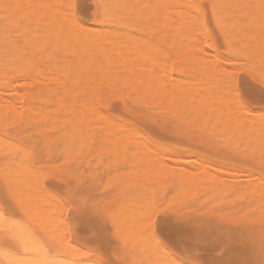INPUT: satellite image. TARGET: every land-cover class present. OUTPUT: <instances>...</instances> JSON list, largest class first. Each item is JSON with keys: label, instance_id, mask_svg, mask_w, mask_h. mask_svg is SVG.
Instances as JSON below:
<instances>
[{"label": "rangeland", "instance_id": "obj_1", "mask_svg": "<svg viewBox=\"0 0 264 264\" xmlns=\"http://www.w3.org/2000/svg\"><path fill=\"white\" fill-rule=\"evenodd\" d=\"M99 1L0 0V197L10 196L20 204L41 234L62 245H70L59 257L68 262L181 264L183 260H190L198 264H259L264 257V138L259 135L262 133L257 123L264 124V107L244 104L239 99L242 92L238 89L241 77L257 88L264 87V43L261 45L264 31L259 30L264 24L261 20L257 22L262 17L264 23V11H261L264 0L263 3L240 0L246 5L240 9L242 11L228 13L232 15L230 23L236 27V31L229 34L230 39L222 36L217 15L213 13L212 17V0H184L185 5H178L180 0L169 3L167 0H105L125 8L120 10L118 6V15L113 9L114 14H109L113 20L104 24L99 23ZM171 3L179 9L176 7L173 11ZM254 4L261 8L256 9ZM161 5L173 10L167 11L166 6V12H161L164 8ZM139 7L147 15L141 13ZM187 13L196 18H193L196 23L191 19L193 25L188 23L191 21L186 20ZM136 14L141 18L137 19ZM184 15L186 21H180L196 27L197 30H192L199 38L191 34V29L188 35L177 32L175 25L181 28V22H173ZM115 18L118 24L114 23ZM79 22L89 27L87 31L79 32L76 27ZM250 22H256L255 26ZM124 25L127 26L122 28ZM93 28L96 29L91 33ZM94 32L102 34L97 36ZM122 33H127L129 38ZM94 35L107 37L108 44L110 38L109 50L108 44L103 45L106 49L102 47L105 41L102 37L89 40L94 39ZM241 35L245 37L244 45L238 46ZM130 38L137 42L138 45L133 44L138 49L144 44L141 48L145 49L138 51L139 54L145 50L151 58L150 62L141 58L143 52L133 57L144 59V63L138 62L143 64L142 69L148 67L144 64L152 62L151 74L146 72L148 68L141 69V83L137 79L140 77H136L140 70L136 69L137 62L130 53L134 55L137 50L131 47ZM80 39H86L88 44ZM125 39L128 42L124 43ZM76 40L79 41L77 47L85 50L88 45L89 49L76 50ZM96 40L101 43L96 45L107 50L108 53H103L108 56L102 55V49L100 55H95ZM117 40L121 47L123 44H128L123 46L127 50L131 47L128 54L123 48L120 50L126 55L121 54ZM140 40L143 44L138 42ZM253 40L256 42H251ZM90 42L94 47L90 48ZM148 42L155 43L148 45ZM155 45L160 47L155 49ZM148 47L157 50V54ZM232 47L237 50L236 54L232 53L235 52ZM88 51L91 52L89 59ZM256 53L261 57L253 55ZM153 54L161 60L154 61ZM127 56L133 60L130 64L125 60L129 59ZM248 58L255 61H246ZM80 67H86L89 73ZM81 70V88L76 85L71 88L79 93L74 92L76 96H73L69 89L71 95H61V87L67 83L65 76L68 79L76 71L80 77ZM134 72L138 81L133 79ZM144 73L150 74L151 79ZM214 75L219 79L216 84L220 87H216L220 92L215 86L210 87V80L215 84ZM89 76L92 81L85 83ZM197 78L203 79L201 84L210 81L211 84H207L211 90L206 84L205 88L199 85V79L195 82ZM149 83L152 84L150 89ZM147 85L151 91L145 90ZM191 87L193 89H189ZM57 88L60 93L56 94L63 96L62 100L54 96ZM194 91L198 96L204 91L200 98L208 99L200 100V106L204 101L210 103L211 94L225 101L228 96L229 102L220 103H224L223 108L227 106L229 115L224 109H217L221 114L218 118L214 117L218 111L208 112L209 105L217 108L214 99L219 100L215 96L210 98L214 102L205 104L208 113L205 106L200 109ZM183 93L187 99L184 95L180 97ZM54 97L60 102L59 110L56 109L59 108L57 99L52 100ZM70 98L75 100L74 105L71 102V107L76 108L74 113L66 109ZM217 106L219 108V103ZM240 106L249 108V114H242ZM33 112L39 115L36 113L34 117ZM99 115L104 120H98ZM30 116L34 120L32 117L30 120ZM67 116L72 118L69 120ZM64 119L69 120L68 124L62 121ZM118 123L123 125L118 127ZM63 130H66L65 136L61 133ZM110 134L115 137L109 138ZM72 200L76 203H71ZM77 203L81 208H77Z\"/></svg>", "mask_w": 264, "mask_h": 264}, {"label": "bare ground", "instance_id": "obj_2", "mask_svg": "<svg viewBox=\"0 0 264 264\" xmlns=\"http://www.w3.org/2000/svg\"><path fill=\"white\" fill-rule=\"evenodd\" d=\"M159 1H162V0H158V2H159ZM167 1H168V3L170 2V0H167ZM167 1H166V2H167ZM175 1H176V0H175ZM175 1H173V2H175ZM182 1H183V3H180L181 0L178 2L179 4L176 3L177 1H176L175 3L178 4V5H180V4H181V5H182V4L185 5L184 0H182ZM188 1H189V0H188ZM248 1L252 2V0H248ZM253 1H254V0H253ZM256 1H257V0H255L254 2L256 3ZM258 1H259V0H258ZM99 2H100V5H101V6H100V7H101V8H100V9H101V10H100V11H101V12H100L101 16H100V19H99V20H100L99 23H102V24H104L103 22H108L107 20L110 19V18H109V14L112 13L113 9H114V13L117 14V7L120 6V10H122V8L124 7V6H121V5H117L114 1L106 2L105 0H100ZM163 2H165V1L163 0ZM171 2H172V0H171ZM185 2H186V0H185ZM189 2H190V1H189ZM245 2H247V1H245ZM259 2L261 3L262 0L259 1ZM259 2H258V3H259ZM175 3H173V5H172V3H171V5H172V7H173L174 10L171 9L170 7H168V6H167L168 4L165 3V4H167V5H166V6H167V11H169V10H171V11H172V10L175 11V8H176V7L179 9L178 5L176 6ZM187 3H188V2H187ZM210 3H211V2H210ZM212 3H213V4H212ZM212 3H211L212 6L210 5V7H212V10H211V8H210V10L213 11V12H211L212 14L214 13V14L217 15V19H216V21H217V23H218L217 25H218V27H220V28L222 29V31H223V33H224V35H225V36H224V35H222V36H223L224 38H226V39H230V38H228V36H229V34H231V32H232L233 30L236 29V27L234 28V24L230 23V20H229L230 17H229V16H230L231 14L228 15V13H229V12H234V13L236 14V12H238V11H242V10H240V9H241L242 7H244L243 5H245V4H242L240 0H212ZM243 3H244V2H243ZM262 3H263V2H262ZM162 4H164V3H162ZM174 4H175V6H174ZM190 4H191V3H188V5H190ZM186 5H187V4H186ZM254 5H255V4H254ZM149 6L151 7V5H149ZM157 6H160V5H157ZM166 6H165V5H164V6L161 5V7H164L163 10H162L161 12H163V11L165 10ZM245 6H246V5H245ZM256 6H257V4L255 5V8H256ZM258 6H259V4H258ZM142 7H143V6H142ZM142 7H141V8L139 7V8L141 9V13L144 14L145 12H142V10H143ZM144 7H145V9H146V6H144ZM144 7H143V8H144ZM161 7H160V8H161ZM252 7H253V6H252ZM262 7H264V3H263V6H262ZM124 8H125V7H124ZM157 8L159 9V7H157ZM157 8H155V9H157ZM257 8L260 9V8H261V5H260L259 7H257ZM257 8H256V9H257ZM161 9H162V8H161ZM178 9H177V10H178ZM115 10H116V11H115ZM130 10H131V9H130ZM130 10H129V11H130ZM132 10H134V9H132ZM136 10H139V9H136ZM177 10H176V11H177ZM197 10L199 11V9H197ZM197 10H196V11H197ZM252 10H255V9H252ZM155 11H158V10H155ZM257 11H258V10H257ZM261 11H264V10H261ZM138 12H140V10H139ZM150 12H151V11H150ZM161 12H158V13L161 14ZM165 12H166V10H165ZM244 12L246 13V11H244ZM249 12H250V10H249ZM249 12H248V14H249ZM114 13H112V14H114ZM155 13H156V12H155ZM158 13H157V15H158ZM234 13H233V14H234ZM238 13H240V12H238ZM242 13H243V12H242ZM254 13H255V11H254ZM256 13H257V12H256ZM262 13H263V12H262ZM128 14H130V13H128ZM145 14H146V13H145ZM214 14L212 15V17H214ZM221 14H224V15L222 16ZM243 14H244V13H243ZM117 15H118V14H117ZM137 15H138V14H136V16H137ZM146 15H147V14H146ZM151 15H152V12H151ZM155 15H156V14H155ZM162 15L165 17V13H162ZM187 15L190 16V17L187 16V18H188V19L186 18L187 21H189V20L191 19V20H193V21L195 22V19H196L195 17H193V18H195V19H193V18L191 17V14H190V13H187ZM219 15H220V16H219ZM256 15H257V14H256ZM136 16H135V17H136ZM139 16H140V15H139ZM139 16H137V19H138V18H139V19L141 18V17H139ZM141 16H142V15H141ZM148 16H149V15H148ZM163 16H162V18H163ZM233 16H234V15H233ZM243 16H244V15H243ZM248 16H249V15H248ZM250 16H251V15H250ZM250 16H249V17H250ZM258 16H259V14H258ZM263 16H264V14H263ZM126 17H127V16H126ZM130 17H131V16H130ZM135 17H134V19H135ZM185 17H186V15H184V17L182 16V18H181V16H180V19L178 18V21H174V22L172 21V22H173L174 24H175L176 22H177V24H179L182 20H185V19H184ZM215 17H216V16H215ZM244 17H247V16H244ZM252 17H255V16H252ZM132 18H133V17H132ZM153 18L155 19V17H153ZM158 18H159V17H157V19H158ZM162 18H161V20H162ZM231 18H232V15H231ZM148 19H150V17H149V18H146V19H144V20H148ZM154 19H153V20H154ZM159 19H160V18H159ZM247 19H248V18H247ZM254 19L257 20L258 17H257V18H253V20H254ZM110 20H113V19L111 18ZM119 20H120V19H119ZM161 20H158V21L161 22ZM163 20H164V19H163ZM176 20H177V19H176ZM180 20H181V21H180ZM186 20H185V21H186ZM191 20H190V21H191ZM248 20H249V19H248ZM253 20H252V21H253ZM260 20H261L262 24H264L263 21H262V20H263L262 17H261V19H258L257 22L260 21ZM136 21H137V20H136ZM138 21H140V20H138ZM151 21H152V19H151ZM151 21H146V22L144 21V23H147V22L149 23V22H151ZM158 21H157V22H158ZM165 21H166V19H165ZM179 21H180V22H179ZM214 21H215V20L213 19V22H214ZM250 21H251V20H250ZM116 22H117V19L115 18V19H114V23L116 24ZM141 22H142V21H141ZM157 22H156L155 24H157ZM183 22H184V21H183ZM199 22H201V21H199ZM199 22H198V23H199ZM231 22H232V21H231ZM233 22H234V21H233ZM236 22H237V21H235V23H236ZM79 23H80V22H79ZM129 23H130V22H129ZM144 23H142V24H144ZM162 23H163V22H162ZM188 23H189V24H192V21H191V22H188ZM188 23H187V24H188ZM195 23H196V22H195ZM198 23H197V24H198ZM202 23H203V21H202ZM202 23H201V25H202ZM214 23H215V22H214ZM239 23H240V22H239ZM239 23H238V24H239ZM248 23H249V22H248ZM250 23H251V25L254 24V26H255V23H256V22H255V23L250 22ZM258 23H259V22H258ZM112 24H113V23H112ZM117 24H118V22H117ZM153 24H154V23H153ZM153 24H152V26L154 27L155 24H154V25H153ZM187 24L185 23V25H184V24L181 22V25H182L181 28H179V25H178V26L175 25V28L177 27L176 29H178L177 32H179V34H180V33H183L184 35H188V34L190 33V29H191V31H193L192 29H194V28L196 29V27H194V26L191 27L193 24H192L191 26H190V25H187ZM131 25H132V24H131ZM131 25H129V26H131ZM133 25L136 26L137 24L135 25V23H134ZM159 25H160V24H159ZM163 25H164V23H163ZM165 25H166V24H165ZM165 25H164V26H165ZM186 25H187L188 27H189V26H190V27L188 28ZM195 25H196V24H195ZM215 25H216V24H215ZM242 25H243V24H242ZM259 25H260V24H259ZM259 25H258V27H259ZM112 26L115 27L114 24H113ZM126 26H127V25H126ZM126 26L124 25V27H122V28H125ZM137 26H139V25H137ZM140 26H141V25H140ZM143 26H144V25H143ZM197 26H198V25H197ZM262 26H263V27H261V25H260L259 30L263 28V31H264V25H262ZM76 27H78L77 29H79V32H80V31H83V32H84V31H87V29L89 28V27L84 26V25L81 24V23H80V24L77 23V24H76ZM149 27H150V25H149ZM160 27H161V26H160ZM200 27H201V26H200ZM249 27H250V26L248 25L247 28H249ZM252 27H253V25H252ZM252 27H251V28H252ZM112 28H113V27H112ZM115 28H116V27H115ZM139 28H140V27H139ZM141 28H142V26H141ZM144 28H145V27H144ZM94 29H96V28H93L92 31H90V32L93 33V30H94ZM102 29H103V28H101L100 31H101V32H104ZM126 29H127V28H126ZM126 29H124V30H126ZM204 29H205V27H204ZM249 29H250V28H249ZM90 30H91V29H90ZM196 30H197V29H196ZM218 30H220V29H218ZM88 31H89V30H88ZM220 31H221V30H220ZM235 31H236V30H235ZM253 31H254V30H253ZM90 32H89V34L91 35ZM97 32H98V31H97ZM97 32H96V33H97ZM101 32L98 33V34H95V32H94V34L98 36L99 34H102ZM105 32H106V30H105ZM109 32H110V31L107 30L106 33H109ZM122 32H123V30H122ZM159 32H160V31H159ZM175 32H176V30H175ZM247 32H248V31H247ZM87 33H88V32H87ZM111 33H112V32H111ZM221 33H222V32H221ZM242 33H243V32H242ZM242 33H241V34H242ZM252 33H253V32H252ZM255 33H256V32H255ZM70 34H71V33H70ZM70 34H68V35L70 36ZM109 34H110V33H109ZM122 34H123V37H124V35H126L127 33H125V34L122 33ZM176 34H177V33H176ZM191 34L194 35V31L191 32ZM232 34H234V33H232ZM243 34H244V33H243ZM95 35H94V37H93L94 39H89L88 37H87V38H88L89 40L92 41V40H95V39L100 38V37H102V39H103V36H104V37L106 36V35H104V33H103V36H102V35L99 36V37L96 36V37H97V38H96ZM111 35H112V34H111ZM160 35H162L163 37H165V36H164L163 34H161V33H160ZM195 35H196V31H195ZM195 35H194V36H195ZM238 35H239V34H238ZM249 35H250V34H249ZM261 35H262V34H261ZM92 36H93V35H92ZM126 36H128V35H126ZM190 36H192V35H190ZM197 36L200 37V35H197ZM239 36H240V35H239ZM241 36H242V37H240V38H241L240 40L237 38V40H239V42H238L239 45H238V46H242V45H244V44H243V41H244V38H245V37H244V35H241ZM250 36H251V35H250ZM257 36H258V35H257ZM257 36H256V37H257ZM110 37H111V36H110ZM130 37H131V38L133 37V40H136V38H135L134 36H130ZM140 37H141V36H140ZM159 37H161V36H159ZM159 37H158V38H159ZM195 37H196V36H195ZM199 37H196V39L199 38ZM232 37H235V36L232 35ZM232 37H231V38H232ZM253 37H254V36H253ZM82 38H85V37H82ZM87 38H86V39H87ZM111 38H112V37H111ZM125 38H126V37H125ZM128 38H129V36H128ZM128 38H127V39H128ZM131 38H130V41H131ZM224 38H223V39H224ZM249 38H250V37H249ZM251 38H252V37H251ZM254 38H255V37H254ZM259 38H260V37H259ZM70 39H72L71 36H70ZM86 39H85V40L80 39V40L83 41V43L88 44V43L86 42V41H87ZM102 39H99V41H100V40L102 41ZM106 39H107V37H106ZM106 39H103V40H105V41L102 43V47H103L104 44H106V45L108 44V42H107ZM127 39H125L124 43L127 41ZM138 39H139V36H138ZM138 39H137V40H138ZM161 39H162V38H161ZM226 39H225V40H226ZM72 40H73V39H72ZM89 40H88V41H89ZM109 40H110V42H111V39H110V38H109ZM119 40H120V39H119ZM163 40H164V39H163ZM99 41H97V40L94 41V42H97V43H94V44H95V45L98 44ZM101 41H100V42H101ZM130 41H129V42H130ZM165 41H166V38H165ZM231 41H232V40H231ZM235 41H236V40H234L233 43H235ZM246 41H248V40H246ZM74 42H75V41H74ZM77 42H79V41L76 40L75 45H76ZM105 42H106V43H105ZM110 42H109V44H110ZM127 42H128V41H127ZM133 42H134V41H131V42H130L132 48L136 47L135 44L137 43V42H136V43L134 42L135 44H133ZM138 42L140 43V42H142V40H140V41H138ZM152 42H153V41H152ZM152 42H150V43H151V44H154V43L156 42V40H155L154 43H152ZM161 42H162V41H161ZM163 42H164V41H163ZM163 42H162V43H163ZM167 42H168V41H167ZM224 42H225V41H224ZM251 42H256V40H253V41H251ZM83 43H80V44L82 45ZM90 43H91V42H90ZM112 43H113V42H112ZM119 43H120V41L118 42V40H117V44H116V45H118ZM150 43L148 42L147 44L149 45ZM236 43H237V42H236ZM263 43H264V41H262V39H261V45H263ZM94 44H93V42H92V43L90 44V46H91L90 48L94 47V46H93ZM99 44H101V43H99ZM109 44H108V46H109ZM121 44H122V42H121ZM141 44H143V42H142ZM230 44H231V43H230ZM255 44H256V43H255ZM258 44H259V43H258ZM78 45H79V43L75 46V48H76ZM106 45H105V47H103V48L106 49V48H107ZM126 45H128V44H123V46H126ZM136 45H138V44H136ZM143 45H144V44H143ZM143 45H141V46L139 47V49H138V47H136L137 49L135 48V50H137V53H136L135 50L132 49L133 51H135V52H134V55L132 54V52H130V49H131L130 46H128V48H129L128 50L125 49L123 46L121 47V45H118V47H120V48H119V51L121 52L122 55H124L125 52H126V54H128V52H130L131 55H132L131 57H132L133 60L135 59V58H133V57L139 56V55L142 54V52H143V54H142L140 57H141V58H145L146 60H148V61L150 62V59H151V58H148V57H149V56H148L149 54H148L145 50H144V51H145L146 53H144V51H142V52L139 54V52H138V51H141V50L145 49V47L141 48ZM148 45H147V46H148ZM167 45H168V44H167ZM84 46H85V45H84ZM84 46H83V47H84ZM86 46L88 47V45H86ZM99 46H100V45H99ZM99 46L96 45L95 48H94V49H97V48H98V49H97V52H95V55H96V54L100 55V52H101L100 49H102V47L100 48ZM153 46H154V45H153ZM164 46H165V45H164ZM245 46H246V44H245ZM256 46H257V45H256ZM263 46H264V45H263ZM80 47L82 48V46H79V47H77V48H79V49L76 48V50H79L80 52H83V51H85L86 48H87V47H86V48H84L85 50H83V48L80 49ZM149 47H150V46H149ZM149 47H148V48H149ZM156 47H160V46L155 45L154 48L156 49ZM228 47L230 48V45H229ZM261 47H262V46H261ZM261 47H260V48H261ZM109 48H110V46L108 47V50H109ZM121 48H123V50L125 49V50H127V51L124 52V51L120 50ZM126 48H127V47H126ZM140 48H141V49H140ZM161 48H162V47H161ZM233 48H234V47H232V49H233ZM241 48H242V47H241ZM87 49H89V48H87ZM155 49H153V50H155ZM232 49H230V50H232ZM244 49H245V48H244ZM250 49H251V48H249V50H250ZM253 49H254V48H253ZM253 49H252V50H253ZM256 49H258V48H256ZM81 50H82V51H81ZM99 50H100V51H99ZM149 50H150V52L153 51V50H151L150 48H149ZM158 50H159V48H158ZM230 50H229V51H230ZM233 50H235V52H232V53H235V54H236V51H237V50H236V49H233ZM241 50H242V49H241ZM246 50H247V49H246ZM260 50H261V49H259V51H260ZM94 51H95V50H94ZM119 51H118V52H119ZM147 51H148V49H147ZM156 51H157V50H155V52H156ZM247 51H248V50H247ZM103 52H104V53H105V52L108 53L107 50H104V51H103V49H102V52H101V53H102V55H103L104 57H105V56H108V55L104 54ZM122 52H124V54H123ZM148 52H149V51H148ZM155 52H154V54H155ZM87 53H88L87 57H88V59H89V56H90L89 53L91 54V52L88 51ZM87 53H86V54H87ZM130 53H129V54H130ZM242 53H245V52L243 51ZM249 53H251V52H249ZM252 53H253V52H252ZM263 53H264V52H263ZM119 54H120V53H119ZM126 54H125V55H126ZM135 54H136V55H135ZM138 54H139V55H138ZM144 54H145V55H144ZM146 54H147V55H146ZM150 54H152V53H150ZM154 54H153V57L150 56V57L154 58V59H153L154 61H155V60H156V61L161 60V59L158 60V59H157V56L154 57ZM156 54H157V52H156ZM246 54H247V52H246ZM122 55H121V56H122ZM143 55H144L145 57H142ZM253 55H257V57L259 56L257 53H256V54H253ZM129 56H130V55H129ZM129 56H127V57L129 58ZM245 56H246V55H245ZM245 56H244V57H245ZM250 56H252V55H250ZM250 56H249V58H250ZM100 57H101V56H100ZM104 57H103V59H105ZM124 57H125V56H123V58H124ZM140 57H138V60H139ZM259 57H261V56H259ZM147 58H148V59H147ZM249 58H248V60H246V61H249ZM90 59H91V58H90ZM100 59H102V57H101ZM243 59H244V58H243ZM246 59H247V58H246ZM251 59H252V57H251ZM258 59H259V58H258ZM261 59H262V58H261ZM125 60H127V62H128L129 64L133 61V60H131L130 58H129V59H126V58H125ZM128 60H129V61H128ZM135 60H136L135 62H137V63L140 62V61H141V63H142V61H143L144 59H143V60L140 59V60L138 61L137 58H136ZM153 60H152V61H153ZM244 60H245V59H244ZM99 61H100V60H99ZM252 61H255V59L252 60ZM252 61H249V62L252 63ZM135 62H134L133 64H135ZM149 62H147V64H144V65H148V67L146 66L148 69L144 66L148 71H146V69H142V68H143V67H142L143 64L140 63L141 66H140L139 63H138V64H137V63L135 64V65H136V69H138V70H140V71L136 70V72H137V71L139 72L138 75H137L136 72H134L135 75L133 74V79H134V78L136 79V77H140V78H137V79H139V81H138L137 79H136V80H137L138 82L141 83V78H142L141 72H143L142 70H145L147 73L149 72V73L151 74V71H152V70H151L150 68H152V67H149V66L152 65V62H151V63H149ZM143 63H144V61H143ZM153 63H154V62H153ZM160 63L163 64L162 62H159V64H160ZM256 63L258 64V62H256ZM261 63H262V62H259L260 65H261ZM67 64H69V63H66V65H67ZM133 64H131V65H133ZM150 64H151V65H150ZM161 64H160V65H161ZM259 64H258V65H259ZM137 65H139L138 68H137ZM164 65L166 66L165 63H164L162 66H164ZM167 66H168V65H167ZM65 67H66V66H65ZM80 68H82V70H85V69L87 70L86 67H85V69H83V67H80ZM80 68H77V69H75V70H76V71L78 70L77 72H79ZM260 68H261V67H260ZM260 68H259V69H260ZM141 69H142V70H141ZM149 69H150V70H149ZM199 69H200V68H199ZM199 69H198V71H199ZM82 70H81V72H80V77L78 76L79 74H77L76 71H75V72H72L73 70L71 71V72L73 73V75L70 74V76L67 77L68 79H66V76H65L64 79L67 80V83H66L64 86H62L64 83H62L61 85H60V84L58 85V87H61V86H62L61 89H63V90H60V91L62 92L61 95H63V94H65V95H69L70 93L68 94V92H70L69 89L71 90L72 85H74V87H76V86L79 87V86H80V88H81V85H80V84H82L81 82H82V79H83V78H82V79H80V78H81V76H82ZM86 70H85V71H86ZM201 70H202V69H201ZM203 70H204V69H203ZM203 70H202V71H203ZM202 71H201L200 74L203 73ZM68 72H69V71H68ZM68 72H67V76L69 75ZM71 72H70V73H71ZM146 72H145V73H146ZM175 72H177V71H175ZM74 73H75L76 76L74 75ZM84 73H85V72H84ZM86 73H89V71L87 70ZM145 73H144V76L146 75L147 78L149 77V78L151 79V76H149L150 74H145ZM214 73H215V72H214ZM217 73H218V72H217ZM218 74H219V73H218ZM86 75H87V74H86ZM89 75H90V74H89ZM136 75H137V76H136ZM195 75H196V74H195ZM210 75H211V73H210ZM216 75H217V74H216ZM261 75H262V74H261ZM135 76H136V77H135ZM144 76H143V77H144ZM202 76H203V75H202ZM259 76H260V75H259ZM86 77H87V76H85V79H84V80H86ZM198 77H199V76H198ZM217 77L219 78V75H218ZM263 77H264V76H262V78H263ZM144 78H145V77H144ZM147 78H146V79H147ZM200 78H202V77H200ZM207 78H208V77H207ZM212 78L215 80V84H214V81L210 80V81L212 82V86L209 85V84H211L210 81H206L207 79H204V80L206 81L205 84L208 85V87H207L208 90H211V89H209V86L212 87V89H213V86H215V89H217V91L220 92V91H219L220 88H218V87H220V86H219L220 84H219V83L216 84V82H218L219 79H218V80L215 79V75H214V77H212ZM220 78L223 79L222 77H220ZM262 78H261V80H262ZM64 79H63V80H64ZM150 79H148V80H150ZM198 79H199V78H197V79L195 80V82H197ZM259 79H260V78H259ZM65 80H64V81H65ZM90 80L92 81V79H91L90 76H89V78H87V81H85V83H86V82H89ZM143 80H145V79H143ZM199 80H200V79H199ZM202 80H203V79H202ZM202 80H200V82H198V83H199V85H203V87L205 88L206 85L203 84L204 82L201 84ZM208 80H209V79H208ZM216 80H217V81H216ZM261 80H260V81H261ZM91 81H90V82H91ZM137 81H136V82L134 81V82H135L134 84L138 83ZM62 82H63V81H62ZM132 82H133V80H132ZM142 82H143V81H142ZM150 82H151V81H150ZM193 82H194V80H193ZM195 82H194V85L196 84ZM83 83H84V82H83ZM198 83H197V85H198ZM207 83H209V84H207ZM189 84H190V83H189ZM191 84H192L191 86H194L193 83H191ZM75 85H76V86H75ZM84 85H85V84H84ZM84 85H82V86H84ZM149 85H150V87H149V89H150V88L152 87V84L149 83ZM149 85H147V87L145 88V90H147V91L149 90V89H148V86H149ZM216 85H218V87H216ZM188 86H190V85H188ZM78 87H77V88H78ZM85 87H86V85H85ZM85 87H83V88H84V91L86 92ZM91 87H92V86L90 85L89 89H90ZM194 87H195L196 89L198 88V87H196V85H195ZM77 88H75V89H77ZM57 89H58V88H57ZM59 89H60V88H59ZM59 89L56 90V92L54 91V92H55L54 96L57 95V97H59V100H60L61 97H63L64 95L60 97V96H58V94H56V93H60ZM86 89H88V87H87ZM89 89H88V91H89ZM189 89H193V88L191 87V88H189ZM189 89H184L183 91H185V90H189ZM73 90H74V89H73ZM73 90H71L72 93H74V92H75V93H76V92L79 93V91H73ZM77 90H78V89H77ZM79 90H80V89H79ZM199 90H200V89H199ZM204 90H205V89H204ZM206 90H207V89H206ZM206 90H205V91H206ZM208 90L206 91L207 93H208ZM88 91H87V92H88ZM140 91H141V90H140ZM149 91H151V90H149ZM183 91H182V92H183ZM54 92H53V93H54ZM82 92H83V91H82ZM82 92H80V93H82ZM85 92H83L82 94L84 95ZM142 92H143V91H142ZM182 92H180V93H182ZM185 92H186V91H185ZM185 92H184V93H185ZM188 92H189V91H187V93H185V94L188 95ZM190 92L192 93V91H190ZM195 92H197V91H194V93H195ZM202 92H204V91H201V94H199V96H198V93H195V97H196V94H197V96L200 98V97H201L200 95H202ZM206 92H205V93H206ZM212 92H213V91H212ZM212 92H211V93H212ZM75 93H74L73 96H76ZM77 93H76V94H77ZM140 93H141V92H140ZM143 93H144V92H143ZM143 93H142V94H143ZM184 93H183L182 95L179 94L180 97H182L183 95L185 96ZM199 93H200V91H199ZM50 94H51V93H50ZM88 94H89V93H88ZM150 94H151V93H149V94H147V95H150ZM159 94H160V93H159ZM208 94H210V91H209ZM214 94H215V93H214ZM52 95H53V94H51V96H52ZM70 95H71V94H70ZM143 95H145V94H143ZM193 95H194V94H193ZM193 95H192V96H193ZM49 96H50V95H49ZM141 96H142V95H140V97H141ZM189 96L191 97V94H189ZM208 96H209V95H208ZM213 96H215V95H213ZM213 96H212V94H211V96L209 97V100H210L209 102H210V103L214 102L212 99H210L211 97L214 98ZM47 97H48V95H47ZM57 97L52 98V100H54V99L56 100ZM64 97H65V96H64ZM87 97H88V95H87ZM90 97H91V96H90ZM90 97H88V98H90ZM180 97H179V98H180ZM190 97H188V98H189L188 100H191V101H192V100H193V97H192V99H190ZM198 97H197L196 99H198L199 102H198V100H197L196 104L203 102L204 99H205V101L208 100V99H206L207 97L205 98L204 96L202 97L203 100H201V98L199 99ZM215 97L217 98V100H219V101L217 102L216 99H214L215 102H216V103L214 102V104H216V107H217L216 109H214L215 106H214V107H213V106H210V105H209L210 103L207 104V103H205V101H204V104L202 103V106H200V104H198V105H199V108L201 109V108H204L203 106H205V107H206L205 111H206V110H207V106H206V105H209V106H208L209 111L207 110L208 112H210V111H212V110H213L212 112H214V111H218V114L215 112L217 115L214 114V115H216V116H214V117H216V118H218V115L220 114V113H219V110H221V109H224V111L227 112V114L229 115V112H230V111H229L228 108H226L227 106H226V107L224 106V108H223V107H222V103H223V102L220 103L221 101L224 100V98L221 99L222 97L217 96V94H216ZM227 97H228V96H227ZM227 97H226V101L224 100L225 102H229V101H230V99L228 100ZM67 98H68V97H66L65 100H66ZM71 98H72V99H75V98H73V97H71ZM71 98L69 99V101L71 100ZM185 98L187 99L186 96H185ZM218 98H220L221 100L218 99ZM90 99H91V98H90ZM61 100H62V99H61ZM200 100H201V102H200ZM227 100H228V101H227ZM57 101H58V99H57ZM73 101H75V100H73ZM73 101H72V100L70 101V106H69L68 103H67V105H68L69 107H66V109H68L69 112H70V110H72L71 113H74L75 110L73 111V109H76L75 107H74V108L71 107L72 104L74 105V102H73ZM179 101H181V100H179ZM191 101H188V102L191 103ZM211 101H212V102H211ZM51 102H52V101H50V103H51ZM54 102H55V101H54ZM63 102H64V101H63ZM65 102H66V101H65ZM71 102H73V103L71 104ZM89 102H90V101H89ZM133 102H134V101H133ZM135 102H137V100H136ZM188 102H186V104H187ZM193 102H194V101H193ZM52 103H53V102H52ZM55 103H56V102H55ZM61 103H62V102H61ZM91 103H92V102H91ZM91 103H90V105H93V104H91ZM95 103H96V102H95ZM183 103H184V102H182L181 104H183ZM218 103H219V108H218V106H217ZM231 103H232V102H231ZM63 104H64V103H63ZM63 104H62V105H63ZM188 104H189V103H188ZM192 104H193V103H192ZM205 104H206V105H205ZM223 104H224V103H223ZM64 105H65V104H64ZM189 105H190V104H189ZM189 105H186V107L189 106ZM198 105H197V106H198ZM229 105H230V104H229ZM241 105H244V104L241 103ZM53 106H54V105H52L51 107L53 108ZM93 106H94V105H93ZM180 106H181V105H180ZM183 106H184V105H182L181 107H183ZM194 106H195V105H194ZM220 106H221V108H220ZM230 106H231V105H230ZM58 107H59V108H56V107L54 106V110H55V108L58 109V110L60 109L61 105H60V102H59V101H58ZM181 107H180V108H181ZM192 107H193V106H192ZM212 107H213V108H212ZM240 107H242V106H240ZM49 108H50V107H49ZM52 108H50V110H52ZM69 108H71V109H69ZM197 108H198V107H197ZM47 109H48V108H46V110H47ZM64 109H65V108H64ZM211 109H212V110H211ZM217 109H219V110H217ZM225 109H226V110H225ZM227 109H228V110H227ZM240 109H241V108H240ZM248 109H249V108H247V107L244 106V107H242V110H240V111L242 112V114L246 115L247 111H249ZM50 110H49V111H50ZM54 110H52V111H54ZM196 110H197V109H196ZM202 110H203V109H202ZM37 111H40V110H37ZM49 111H47V112H49ZM56 111H57V110H56ZM62 111H64V110H63V107H62ZM203 111H204V110H203ZM203 111H202V112H203ZM207 111H206V112H207ZM65 112H66V111H65ZM69 112H68V113H69ZM198 112H200V111H198ZM202 112H201V113H202ZM208 112H207V113H208ZM220 112H221V111H220ZM225 112L223 113V110H222V113H223V114H225ZM33 113H35V112H33ZM33 113H32L31 115H33V116L35 115V116H36V113H37V112H36L35 114H33ZM40 113H41V112H40ZM49 113H50V112H49ZM68 113H67V114H68ZM71 113H70V114H71ZM203 113H204V112H203ZM37 114L39 115V112H38ZM45 114H46V113H45ZM45 114L43 113L42 115H45ZM67 114H66V115H67ZM211 114H212V113H211ZM247 114H249V112H248ZM42 115H41V116H42ZM51 115H52V114H51ZM73 115H74V114H73ZM73 115H70V116H72L73 119H74L75 117H74ZM220 115H221V114H220ZM228 115H227V116H228ZM35 116H34V117H35ZM99 116H101V115H99ZM222 116H223V115H222ZM222 116H220V117L222 118ZM242 116H243V115H242ZM31 117H32V116H30L29 119H30ZM44 117H45V116H44ZM67 117H68V116H67ZM72 117H70V118L68 117V119L70 120ZM97 117H98V116H97ZM102 117H103V116H101L100 118L98 117V120H104V117H103V119H102ZM209 117H211V115H210ZM37 118H38V116L36 117V119H37ZM211 118H212V117H211ZM216 118H215V120H216V122H217V119H216ZM31 119H33V117H32ZM31 119H30V120H31ZM43 119H44V118H43ZM51 119H52V118H51ZM68 119H66V120L64 119V120H62V121H63V122L66 121L65 124H68V122H69ZM95 119H97V118H95ZM122 119H123V118H122ZM212 119H213V118H212ZM33 120H34V119H33ZM54 120H55V119H54ZM54 120H52V121H54ZM67 120H68V121H67ZM215 120H214V123H215ZM74 121H75V120H74ZM71 122H72V121H71ZM71 122H70V123H71ZM76 122H77V121H75V123H76ZM212 122H213V120H212ZM26 123H27V122H26ZM70 123H69V124H70ZM73 123H74V122H72V125H73ZM255 123H256V122H255ZM54 124H55V123H54ZM252 124H253V123H252ZM117 125H118V127H119V126H121V125H123V124H119V123H118ZM67 126H68V125H67ZM70 126H71V124H70ZM76 126H77V125H76ZM249 126L251 127V125H248L247 127H249ZM73 127H75V126L73 125ZM250 127H249V129H250ZM258 127H259V129L261 130L260 133H262V134H259V135H261V136L263 135V138H264V132H263V131H264V124H261V122H258V123H257V129H258ZM69 128L71 129V127H69ZM253 128H255V127L253 126ZM72 129H73V128H72ZM72 129H71V130H72ZM74 129H75V128H74ZM131 129H133V127H132ZM257 129H256V130H257ZM259 129H258V130H259ZM254 130H255V129H254ZM65 131H66V130H65ZM65 131H64V130L61 131V133H63L64 136H65V133H66ZM68 131H69V130H68ZM133 131H134V130H133ZM59 133H60V132H58V134H59ZM72 133H73V131H72ZM63 134H61V135H63ZM70 134H71V131H70ZM70 134H68L67 136H69ZM50 135H52V134H50ZM59 135H60V134H59ZM73 135H74V134H72V138L75 137V136H73ZM70 136H71V135H70ZM110 136L113 137L114 134H113V135L110 134V135H109V138H110ZM56 137H58V136H56ZM62 137H63V136H62ZM112 137H111V139H112ZM114 137H115V136H114ZM114 137H113V138H114ZM119 137H120V136H119ZM119 137L117 136L118 139H119ZM257 137H258V136H257ZM34 139L36 140V138H34ZM67 139H68V138H67ZM76 139H77V138H76ZM142 139H143V140L146 139L145 142H146V143L148 142V139H147L146 137H142ZM53 140H54V139H53ZM64 140H66V139H64ZM71 140H72V139H71ZM115 140H116V139H115ZM54 141H55V140H54ZM58 141H59V139H58ZM51 142H52V141H51ZM72 142H74V140H72ZM75 142L77 143L76 140H75ZM56 143L58 144L59 142H56ZM67 143H68V141H67ZM149 143H150V141H149L147 144H149ZM153 143H154V142H153ZM53 145H54V144H53ZM61 145H63V144H61ZM153 145H154V144H153ZM263 197H264V196H263Z\"/></svg>", "mask_w": 264, "mask_h": 264}, {"label": "snow or ice", "instance_id": "obj_3", "mask_svg": "<svg viewBox=\"0 0 264 264\" xmlns=\"http://www.w3.org/2000/svg\"><path fill=\"white\" fill-rule=\"evenodd\" d=\"M238 91L242 92L239 99L244 104L264 107V87L257 88L247 78L241 77ZM70 202L76 203L75 200ZM77 208H81L78 203ZM66 247L71 246L62 245L46 234H41L28 213L13 198L0 197V264H94L91 260L68 262L60 259ZM181 264L198 262L183 260ZM259 264H264V257Z\"/></svg>", "mask_w": 264, "mask_h": 264}]
</instances>
